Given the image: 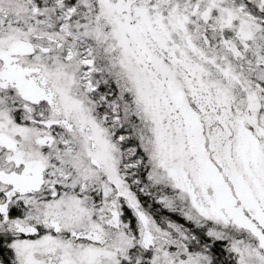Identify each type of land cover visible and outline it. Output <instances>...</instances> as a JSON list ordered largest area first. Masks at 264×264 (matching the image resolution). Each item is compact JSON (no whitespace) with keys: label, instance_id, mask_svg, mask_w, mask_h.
Segmentation results:
<instances>
[{"label":"snow or ice","instance_id":"6c2138e0","mask_svg":"<svg viewBox=\"0 0 264 264\" xmlns=\"http://www.w3.org/2000/svg\"><path fill=\"white\" fill-rule=\"evenodd\" d=\"M0 264H264V0H0Z\"/></svg>","mask_w":264,"mask_h":264}]
</instances>
